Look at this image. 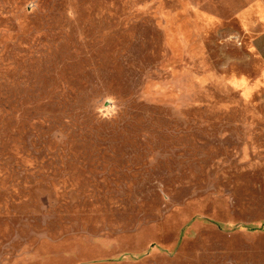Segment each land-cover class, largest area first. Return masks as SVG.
Returning <instances> with one entry per match:
<instances>
[{
  "label": "rangeland",
  "instance_id": "obj_1",
  "mask_svg": "<svg viewBox=\"0 0 264 264\" xmlns=\"http://www.w3.org/2000/svg\"><path fill=\"white\" fill-rule=\"evenodd\" d=\"M0 264H264V0H0Z\"/></svg>",
  "mask_w": 264,
  "mask_h": 264
}]
</instances>
